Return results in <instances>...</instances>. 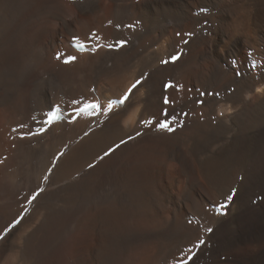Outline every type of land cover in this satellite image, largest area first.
<instances>
[{"label":"bare ground","instance_id":"obj_1","mask_svg":"<svg viewBox=\"0 0 264 264\" xmlns=\"http://www.w3.org/2000/svg\"><path fill=\"white\" fill-rule=\"evenodd\" d=\"M182 261L264 264V0H0V264Z\"/></svg>","mask_w":264,"mask_h":264},{"label":"snow or ice","instance_id":"obj_2","mask_svg":"<svg viewBox=\"0 0 264 264\" xmlns=\"http://www.w3.org/2000/svg\"><path fill=\"white\" fill-rule=\"evenodd\" d=\"M121 43H124V42H121ZM78 46H79V47H83V45H78ZM75 59H76V57L73 56V57H70V58H69L68 60H66L65 62H66V63H71V62L74 61ZM172 59H173V61H175V60L177 59V57H173ZM165 63H166V61H165ZM168 86H169V87H172V85H168ZM132 87L135 88L136 85L134 84ZM129 91H131V89H130ZM127 98H128V97L125 96L123 100H120V101H119V103L123 104V103H124V100H126ZM100 107H101V106H100L98 103H89V104H87V105L85 106L84 109H82V111H88V110L99 111ZM111 108H112V105L109 104V105H108V109L111 110ZM55 119H59V117L56 116L55 113H50V114H49V117H48V121H47V123L51 124V123L53 122V120H55ZM160 127H161V128H164V129L171 130V128L169 127V124H168V123H163V124L160 125ZM35 198H36V197H33V199H35ZM228 199L231 200V199H232V195H229ZM223 207H225V205H221V209H222ZM209 231H211V229H209ZM201 243H203V241H201ZM189 251H191V250H189ZM193 255H194V253H193ZM189 259H191V257H189ZM181 264H187V261H182Z\"/></svg>","mask_w":264,"mask_h":264},{"label":"rangeland","instance_id":"obj_3","mask_svg":"<svg viewBox=\"0 0 264 264\" xmlns=\"http://www.w3.org/2000/svg\"><path fill=\"white\" fill-rule=\"evenodd\" d=\"M124 45H126V43L124 42ZM173 82V81H172ZM175 82V81H174Z\"/></svg>","mask_w":264,"mask_h":264}]
</instances>
